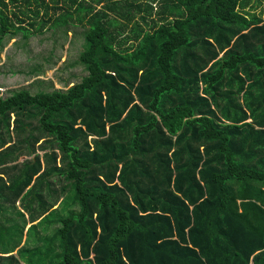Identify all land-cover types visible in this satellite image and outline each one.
<instances>
[{
    "label": "trees",
    "instance_id": "1",
    "mask_svg": "<svg viewBox=\"0 0 264 264\" xmlns=\"http://www.w3.org/2000/svg\"><path fill=\"white\" fill-rule=\"evenodd\" d=\"M250 2L0 0V43L78 27L86 71L64 91H0V264H264Z\"/></svg>",
    "mask_w": 264,
    "mask_h": 264
},
{
    "label": "rangeland",
    "instance_id": "2",
    "mask_svg": "<svg viewBox=\"0 0 264 264\" xmlns=\"http://www.w3.org/2000/svg\"><path fill=\"white\" fill-rule=\"evenodd\" d=\"M251 7L256 13H264V0H251L245 11H253ZM83 36L84 30L78 27H46L43 32L27 39L23 38L22 33L5 36L0 43V91L3 97L20 89H27L31 94L64 91L78 83L86 75L84 67L77 61L83 47ZM10 144L1 147L0 151ZM15 147L22 148L18 144ZM43 153L42 150L37 151L39 156ZM26 159L29 156H22L16 163ZM55 185L59 186L60 183L55 182ZM52 227L45 233L49 234ZM39 237L42 236L39 234Z\"/></svg>",
    "mask_w": 264,
    "mask_h": 264
}]
</instances>
